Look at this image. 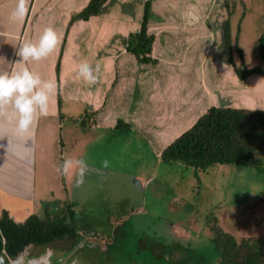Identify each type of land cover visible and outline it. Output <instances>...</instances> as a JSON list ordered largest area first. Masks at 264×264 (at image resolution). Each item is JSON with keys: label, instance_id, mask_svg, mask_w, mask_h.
Here are the masks:
<instances>
[{"label": "crops", "instance_id": "obj_1", "mask_svg": "<svg viewBox=\"0 0 264 264\" xmlns=\"http://www.w3.org/2000/svg\"><path fill=\"white\" fill-rule=\"evenodd\" d=\"M90 1L28 0L27 12L21 18L15 15L18 0H0V74L12 70L11 65L19 59L16 52L20 45L28 40L38 41L45 27L53 26L61 38L56 51L47 59L26 65L42 79L54 80L58 85L57 93L50 102L49 115L38 117L25 133L18 130V116L12 107L9 106L0 115V136L4 137L0 140V212L8 210L19 223L31 214L44 217V214L41 215L43 205L49 202L65 209L66 217L75 221L82 201H89L87 190L90 183H94L102 174L97 166L88 162L90 152L96 150L90 149V142L94 144V140H99L97 144L109 153H114L113 146L118 142L126 152L130 151V144H139L137 150L134 148L131 152H140V156L134 155L133 158L142 163V168L151 167L154 163H164L161 158L164 149L217 103L223 107L264 110L262 75L241 80L234 68L225 67L220 77L215 74L207 82L210 70L206 66L203 70L196 67L195 75L188 73L190 67L185 66L190 62V57L192 61L198 50L207 47L201 48L206 42L201 40L204 38L201 35L207 33V24H211L214 15L211 10L216 7L207 4V0H160L155 7L160 8L161 13L153 11L155 7H152L151 19L154 22L151 20L150 35L155 36L152 58L156 61L153 64L139 63L136 57L128 53L126 46H120L121 38L128 39L142 27L136 13L130 11L122 15L110 9V13L102 11L89 21H78L69 31L79 29L87 37L98 39V43L104 42L103 46L108 42L106 58L93 67L99 69L97 82L89 85L76 78L78 65L88 63V59L74 63L68 61L71 65L60 64L58 74V53L71 16L86 8ZM117 1L121 8L136 5L134 0H124L123 4ZM138 1L144 8L148 1L152 3V0ZM224 4L228 11L226 0ZM104 7L108 6L105 4ZM163 12L164 15H161ZM238 30L241 31L240 25ZM156 32H161V35ZM156 43L158 48L155 47ZM156 55L164 56V63ZM214 66L212 64L213 69ZM151 67H156L153 74ZM120 123H123V128L118 127ZM125 124L128 125L127 129ZM118 137L122 139L118 141ZM65 159H83L88 163L85 181L79 187L76 186L77 169L73 168L68 175H59L55 171ZM146 174L137 179L153 184L155 176ZM152 191L153 199L162 198L155 187ZM256 208L263 209L264 202L259 201ZM174 209L172 211H176ZM68 211H72L70 215ZM180 223L168 224L167 232L160 229L162 235L155 233L150 239L137 236L135 249L148 254L143 261L158 263L166 257V262L179 263V258L186 256V252L180 249L179 239H186L191 234ZM252 226L249 228L252 234L242 237L258 235ZM226 233L237 235L232 234L234 232L231 230ZM79 235V238L68 237L56 241L59 244L65 242L64 248L52 250L61 251L55 255L59 259L58 264H70L73 255L80 254L81 249L86 252L104 251L105 241H110L109 238L100 241L99 234ZM110 235H114L117 241L115 232ZM196 237H193L194 241ZM52 244L36 247L49 248ZM48 251L51 252L50 249ZM174 254L180 256L176 258L179 260L171 259ZM75 261L78 262V259H73V263Z\"/></svg>", "mask_w": 264, "mask_h": 264}, {"label": "rangeland", "instance_id": "obj_2", "mask_svg": "<svg viewBox=\"0 0 264 264\" xmlns=\"http://www.w3.org/2000/svg\"><path fill=\"white\" fill-rule=\"evenodd\" d=\"M118 2L108 0L106 3L108 7H104L102 11L110 13L109 10L112 9L122 15L131 11L130 13H136L139 16L138 21L142 25L145 12L143 4L134 0L135 6L121 8ZM159 2L160 0H152L150 13H152V7ZM226 2L233 6L228 11L224 7L225 0H207L206 3H209L211 7L216 6L211 10L214 15L211 17V24L210 22L207 24V33L201 35L204 37L201 40L206 41L201 48L207 47L205 50H198L196 54L194 53V59L191 61L192 57H190V62L185 66L190 67L188 73L193 75H195L196 67L198 69L200 67L201 70L205 66L209 68L210 75L207 82L212 80L215 74L220 77L226 68L231 67L235 70L226 55L224 25L227 21L230 24L229 34L237 66L241 63L238 53V49H241L245 64L249 68L259 67L264 70V58L260 55L259 46V39L264 34V0H226ZM232 10L233 14L230 13ZM153 11L161 13L160 8L155 7ZM243 14L246 15L242 21ZM161 15H164V12ZM151 17H149L147 26L148 34H151ZM239 25L241 31L238 30ZM69 30L67 27L64 38L61 40V50L58 53L57 62L61 66L64 63L71 65V62L88 59V63L95 67L103 58H106L105 50L108 49V42L103 46L104 42L98 43V39L87 37L79 29V31L75 28L72 31ZM156 34L161 35V32H156ZM119 42L121 47L126 46L127 48L129 38H121ZM155 47L158 48L157 43ZM159 47L161 48V45ZM150 56L152 58V52ZM155 57L164 63V56L156 55ZM174 61L180 62L179 59H174ZM212 64H215L214 69ZM193 66L195 67L192 70ZM151 69L152 74L156 72V67H151ZM222 95L226 96L223 91ZM214 106L220 107L222 104L217 103ZM73 125L76 129L75 122ZM121 139L118 137V141ZM92 142L94 144L90 142V149L96 150L90 152L88 162L90 165L97 166L102 174L96 178L94 183H90L87 190L89 201L88 199L82 201L79 207L81 211L77 209L75 221L67 217L64 222L72 224L75 229L80 228L75 237H81L79 233H91L92 236L99 234L100 241H104V238H109L110 241H105L106 247L99 253L86 252L81 249L80 254L73 255V259H78V262L73 263L71 258L70 264H154V262L143 261L148 254L139 253L138 249H135L137 236L150 239L155 233L162 235L159 230L167 232L168 224L173 222H181V227L189 230L191 236L179 239L180 249L186 252V256L180 257L174 254L171 257L173 261L180 259L179 263L166 262L165 257L164 264H218L220 247L213 241L215 234L212 230L215 222L225 229L223 233L231 230L234 232L232 234H237L234 235L236 239L252 234L249 229L252 225V228L255 227L254 231L258 233L256 237L264 236V208L258 210L256 208L258 202L264 198L263 155L256 153L253 159L246 164H217L203 169L186 167L181 163L165 162H158L157 165L154 163L153 166L150 164L151 167L142 168V163L133 158L134 155L139 157L140 152H131L134 148L137 150L139 144L136 146L130 144L128 148L130 151L126 152L123 145L118 142L113 146L114 153H109L101 148L102 145L97 144L99 140ZM105 160L108 161L106 168L102 166ZM144 172L149 175L153 174L156 181L151 184L144 182L142 178H140L142 180L137 179L139 176L142 177V174H146ZM153 187L162 196L161 199L159 197V199H153ZM172 208L176 211H172ZM42 214H45V210ZM192 227L194 229H191ZM113 230L118 237L117 241L114 235H110L114 233ZM260 234L263 235L260 236ZM194 236H197L195 241ZM223 237L224 234L221 235V239ZM63 243L65 242L53 243L49 248L30 245L12 261L17 264H58L59 259L55 255L61 251L52 250L64 248ZM178 257L180 258L176 259Z\"/></svg>", "mask_w": 264, "mask_h": 264}, {"label": "trees", "instance_id": "obj_3", "mask_svg": "<svg viewBox=\"0 0 264 264\" xmlns=\"http://www.w3.org/2000/svg\"><path fill=\"white\" fill-rule=\"evenodd\" d=\"M107 2L108 0H91L86 8L72 16L68 30L77 21H88L91 17L100 15ZM227 7L229 10L233 6L229 3ZM150 10L151 2L148 1L145 4L141 30L130 35L127 47L128 53L144 64L156 62L150 56L155 36L147 31ZM230 13L233 14V10ZM229 27L227 21L224 25L226 55L229 63L235 67L239 79L244 80L252 75L264 76L262 68H249L245 64L241 49H238L241 63L237 66ZM259 46L260 55L264 58V34L260 37ZM59 68L58 63V74ZM118 127L123 128V123ZM125 128L128 125L125 124ZM256 153L264 156V110L214 106L164 149L161 158L165 163H181L186 167L203 169L217 164H246ZM261 200L264 201V198ZM43 208L44 217L31 214L21 223L8 210L0 212V264H10L30 245L47 247L53 242L78 235V230L72 224L64 222L68 216L65 209L51 202L44 203ZM68 212L70 215L72 211ZM212 229L215 234L213 241L220 247L218 264H264V236L236 239L229 233H223L224 230L217 222Z\"/></svg>", "mask_w": 264, "mask_h": 264}, {"label": "clouds", "instance_id": "obj_4", "mask_svg": "<svg viewBox=\"0 0 264 264\" xmlns=\"http://www.w3.org/2000/svg\"><path fill=\"white\" fill-rule=\"evenodd\" d=\"M27 4L28 0H18L15 15L22 18L27 12ZM60 39L53 26L45 27L38 41L28 40L20 45L16 52L19 59L11 65L12 70L0 74V115H3L9 106L12 107L18 116L17 127L21 133L28 132L38 117L49 115L50 102L58 90L56 81L42 79L26 65L29 62L47 59L56 51ZM98 72V68L81 62L77 67L76 78L94 85L98 79ZM2 139L4 137L0 136V140ZM102 166L108 167V161H103ZM73 168L77 169L76 186L79 187L84 183L89 169L85 160L65 159L55 171L59 175H68Z\"/></svg>", "mask_w": 264, "mask_h": 264}, {"label": "water", "instance_id": "obj_5", "mask_svg": "<svg viewBox=\"0 0 264 264\" xmlns=\"http://www.w3.org/2000/svg\"><path fill=\"white\" fill-rule=\"evenodd\" d=\"M10 264H17V263H15L14 261H11Z\"/></svg>", "mask_w": 264, "mask_h": 264}]
</instances>
